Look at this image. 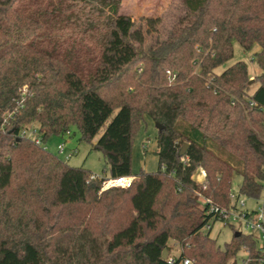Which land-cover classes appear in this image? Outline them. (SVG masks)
<instances>
[{"label":"trees","instance_id":"16d2710c","mask_svg":"<svg viewBox=\"0 0 264 264\" xmlns=\"http://www.w3.org/2000/svg\"><path fill=\"white\" fill-rule=\"evenodd\" d=\"M178 1L164 23L122 14L123 0H0V264H171L169 240L182 247L173 264H264L255 234L231 226L221 247L204 231L202 197L229 207L234 168L176 128L182 118L230 151L243 168L238 193L262 196L264 0ZM234 42L258 48L252 92L245 61L216 71ZM147 117L162 125L158 167L135 174ZM33 124L40 143L26 135ZM72 127L98 137L104 176L43 146ZM119 176L134 179L102 189Z\"/></svg>","mask_w":264,"mask_h":264},{"label":"rangeland","instance_id":"374dc122","mask_svg":"<svg viewBox=\"0 0 264 264\" xmlns=\"http://www.w3.org/2000/svg\"><path fill=\"white\" fill-rule=\"evenodd\" d=\"M179 8L180 3L178 0H123L120 12L122 14L131 15L135 21H139L141 16H161L164 23H168L171 19V15L178 12ZM257 49L258 48H255V50ZM255 50L246 51L239 43L234 42L233 58L226 62L225 65L217 68L216 71L221 72L236 61H245L248 64L249 72L252 76V87L250 90L252 92L257 87V84L253 81L254 77L260 71L256 62L253 60ZM33 126L34 127H29L27 129L26 135L31 138H38L37 132L33 133V128H38V124H33ZM180 131L183 134L192 137L196 142L207 147L211 151H215V153H217L216 155L225 160L227 163L233 164L234 174L231 191L237 194L242 181L243 173L241 161L230 151L211 139H206L202 135L196 136L190 129L182 130L180 128ZM157 133L158 129L154 121L147 117L143 122L133 144V173H139L140 170H145L147 172L156 171L158 167V158L156 156ZM97 138L92 143H94ZM62 143L65 146V150L63 153H59L58 146ZM92 143L82 141L80 139V132L78 129L72 127L70 133L65 134L64 136H50L45 142H43V146L51 153L66 161L69 165L83 166L98 176H104L107 168L104 153L100 150L94 149L92 147ZM67 155L70 156L68 159L66 158ZM195 173L196 172H194V174ZM240 197L245 199L247 207L250 209H256L262 203V197L250 198L244 195H240ZM204 231H207L206 228ZM211 236L217 239L219 246L224 247L225 243L231 240L233 231L230 227L223 226L219 222H216L211 229ZM169 246L171 248V252L169 255L167 254V257L170 255H180L182 247L177 241L169 240Z\"/></svg>","mask_w":264,"mask_h":264},{"label":"built area","instance_id":"2783aa9c","mask_svg":"<svg viewBox=\"0 0 264 264\" xmlns=\"http://www.w3.org/2000/svg\"><path fill=\"white\" fill-rule=\"evenodd\" d=\"M168 78L173 80L176 77V73L167 70ZM35 131H33L34 133ZM27 133V132H26ZM69 133V132H68ZM36 141L40 143V138H36ZM65 150L64 144H59L58 151L63 153ZM70 156L67 155L68 159ZM203 176L204 171L201 170ZM92 178L99 177L96 174L91 175ZM134 176H119L114 178H108L103 181L102 189L110 187H128L131 185ZM197 181L198 178H195ZM264 182V181H263ZM241 194L230 192V198L232 200L229 207H219L215 205L210 199L203 198L202 202L204 205H209L207 214L211 215L209 222L205 228L212 229L216 222H219L223 226L231 227L234 226L238 231L244 233L255 234L259 241V248L264 252V192L262 194V203L256 209H250L247 207L245 199L240 197ZM178 256L170 255L167 257L169 263L173 264L177 261ZM180 264H192V261L188 258L181 260Z\"/></svg>","mask_w":264,"mask_h":264},{"label":"crops","instance_id":"0c3cea01","mask_svg":"<svg viewBox=\"0 0 264 264\" xmlns=\"http://www.w3.org/2000/svg\"><path fill=\"white\" fill-rule=\"evenodd\" d=\"M150 119V118H149ZM146 120V119H145ZM152 120V119H151ZM153 121V120H152ZM155 123V122H154ZM155 125H156V123H155ZM157 127V126H156ZM176 128L177 129H179L180 130V128L182 129V130H191V131H193V133H194V135H196V136H199V135H202V133L199 131V130H197V129H195V128H193L187 121H185V120H183L182 118H179L178 119V121H177V123H176ZM193 129V130H192ZM188 136V135H187ZM203 136V135H202ZM190 137V136H189ZM192 140H194L192 137H190ZM195 141V140H194ZM196 142V141H195ZM198 143V142H197ZM207 148V147H206ZM210 150V149H209ZM211 151V150H210ZM214 154H217V153H215V151H212ZM230 165L233 167V164L232 163H230ZM241 165H242V163H241ZM234 168V167H233ZM201 170L202 169H200V168H198L195 172V174L193 175L194 176V178L196 177V178H198L199 180H202L203 178H204V176H203V174L201 173ZM198 172V173H197Z\"/></svg>","mask_w":264,"mask_h":264},{"label":"water","instance_id":"95a60500","mask_svg":"<svg viewBox=\"0 0 264 264\" xmlns=\"http://www.w3.org/2000/svg\"><path fill=\"white\" fill-rule=\"evenodd\" d=\"M156 126H157L158 128H162V125H160L159 123H156ZM188 145H189V143L186 142V143L182 146V148H181V150H180V154H183V153L186 151ZM239 233H240V232H239ZM167 253H168L167 249H164V251H163V256H162V257H163V258H166V257H167ZM232 264H237V261L234 260V262H233Z\"/></svg>","mask_w":264,"mask_h":264}]
</instances>
